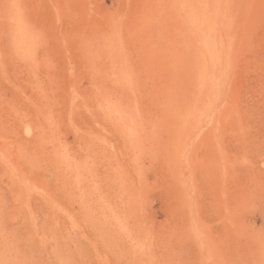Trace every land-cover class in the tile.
<instances>
[{
	"label": "rangeland",
	"instance_id": "obj_1",
	"mask_svg": "<svg viewBox=\"0 0 264 264\" xmlns=\"http://www.w3.org/2000/svg\"><path fill=\"white\" fill-rule=\"evenodd\" d=\"M196 1L0 0V264H264V0L203 83Z\"/></svg>",
	"mask_w": 264,
	"mask_h": 264
},
{
	"label": "bare ground",
	"instance_id": "obj_2",
	"mask_svg": "<svg viewBox=\"0 0 264 264\" xmlns=\"http://www.w3.org/2000/svg\"><path fill=\"white\" fill-rule=\"evenodd\" d=\"M192 2H194V0H192ZM191 2V3H192ZM197 2V1H196ZM183 3V2H182ZM198 5H199V7H202V12H201V14H199L198 13V15H197V11L195 12V10H192L191 12H190V16H189V21H190V25L194 28V30L196 31H194L195 33H193L192 31L193 30H191L192 28H191V26H190V31H186L187 32V34L189 35L190 33L192 34H194L193 35V37L195 38V37H199L200 38V41L202 40V43L201 44H198V45H195V47L196 48H193V51H195L196 50V52H195V54H197V56H196V59H197V66L199 67V68H201V70H202V74L201 75H199V80L198 81H200V83H203V82H206V77H207V74H206V72H207V64L208 63H210L211 62V60H212V58H214V52H215V49H218L217 47H216V39H217V36L215 37L214 35H215V32H217L216 31V29H218V28H225L226 27V19H225V16H223V15H221V13H220V15L219 16H216L215 15V10H216V6L218 5L217 3H214V4H206V3H199V0H198ZM195 4V3H194ZM183 5V4H182ZM182 5H179V7L180 6H182ZM185 5H186V2H185ZM197 5V4H196ZM192 6V5H191ZM190 6V8L189 9H191L192 7ZM179 7H178V10H180L179 9ZM183 7V6H182ZM187 7H188V4H187ZM221 6H219V8H220ZM185 8V7H184ZM183 8V9H184ZM222 9H223V7H221ZM187 9V11H188V8H186ZM193 9V8H192ZM176 11H177V9H175ZM197 10H200V8H198L197 7ZM13 11V10H12ZM185 11V10H184ZM17 12V11H16ZM181 12V11H180ZM179 13V12H178ZM177 13V14H178ZM183 13V12H182ZM185 13V12H184ZM216 13H217V10H216ZM176 14V15H177ZM181 15V14H180ZM185 16V15H184ZM184 16H183V20H185L184 19ZM186 16L188 17V15L186 14ZM178 17V15L176 16V18ZM182 17V16H181ZM183 20H182V23H183ZM181 21V20H180ZM185 22V21H184ZM17 24V23H16ZM184 25V24H183ZM180 26H181V24H180ZM189 26V25H188ZM24 28V27H23ZM182 28H184V26L182 27ZM227 28H229V26L227 27ZM230 28H231V26H230ZM186 29V28H185ZM188 28H187V30H189ZM17 30V29H16ZM228 30V29H227ZM231 30V29H230ZM230 30H229V35L228 36H231L232 37V35H230L232 32H230ZM182 31V30H181ZM183 31H184V29H183ZM219 31H222V30H219ZM222 32H224V30L222 31ZM23 33V32H22ZM183 33V32H182ZM224 33H226V32H224ZM21 34V33H20ZM24 34V33H23ZM222 34V33H221ZM15 35V34H14ZM217 35V34H216ZM220 35V34H219ZM24 36V35H23ZM227 36V35H226ZM227 36V37H228ZM17 37V36H16ZM186 37V36H185ZM188 37V36H187ZM186 37V38H187ZM190 37V36H189ZM214 38H216V39H214ZM230 38V37H229ZM13 39H14V37H13ZM191 40H195V39H192V38H190ZM190 39H188V40H190ZM199 40V39H198ZM228 40V39H227ZM116 41V40H115ZM22 42V41H21ZM187 42V41H186ZM195 42V41H194ZM194 42H190L189 41V43H191L190 45H192ZM220 42H221V40H220ZM16 43V42H15ZM14 43V44H15ZM26 43V42H25ZM196 43V42H195ZM225 43H227V41L225 42ZM225 43H223L222 42V44L223 45H225ZM229 43H231V41H229ZM218 44V43H217ZM221 43H219V45H220ZM18 45H19V43H18ZM23 46V45H22ZM17 47V46H16ZM189 47V46H188ZM193 47H194V45H193ZM19 48V47H18ZM17 48V49H18ZM191 48V47H190ZM224 48L225 47H223V49L222 50H224ZM26 50V49H25ZM191 50H192V48H191ZM21 51V50H20ZM190 51V50H189ZM189 51L187 52L188 54H189ZM191 53V52H190ZM217 53V52H216ZM221 53V52H220ZM22 54V53H21ZM192 54V53H191ZM190 54V55H191ZM223 54V53H222ZM222 54H220L221 56H223ZM30 55V54H29ZM189 55V56H190ZM206 55H208V57H209V60H210V62L208 61V58H207V56ZM217 55H215V57H216ZM221 56H219V57H221ZM191 57L193 58V56L191 55ZM194 57H195V55H194ZM204 57H206V58H204ZM189 58V57H188ZM191 59V58H190ZM215 59V58H214ZM228 59H230V58H228ZM216 60V59H215ZM205 61H206V63H205ZM217 61V60H216ZM219 63H222V62H219ZM225 63H226V61H225ZM211 64V63H210ZM226 64H228V63H226ZM193 65H194V63H193ZM209 65V64H208ZM215 65V64H214ZM217 66V65H216ZM224 66V65H223ZM189 68V67H188ZM214 68V67H213ZM211 71H212V74H213V70H212V68H211ZM208 74L209 75H211L210 74V72H208ZM215 74V73H214ZM208 75V76H209ZM212 76V75H211ZM215 77V76H214ZM192 78V77H191ZM211 78V77H210ZM209 79V78H208ZM212 79H210V81H211ZM192 81H194V80H192ZM191 81V82H192ZM197 81V82H198ZM193 84L194 83H196L195 81L194 82H192ZM210 84V83H209ZM192 86V85H191ZM194 87V86H193ZM192 88V87H191ZM195 88V87H194ZM194 90V89H193ZM197 90H198V92H199V88H197ZM209 91H210V89H209ZM191 93V92H190ZM210 93V92H209ZM197 94V93H196ZM196 94H193V96H196ZM182 95V94H181ZM202 96L201 97H203V94H201ZM192 96V95H191ZM198 96V95H197ZM205 96V95H204ZM207 96H210V95H207ZM206 96V97H207ZM195 97H193V99H194ZM198 97H196V99H197ZM205 97H203V99H204ZM196 99H194V100H196ZM202 98L200 99L201 101L203 100ZM206 100L208 99V98H205ZM213 99V98H212ZM216 100V99H215ZM208 101V100H207ZM203 102V101H202ZM204 103H205V101H204ZM181 104V103H180ZM189 107H190V104H189ZM183 108V107H182ZM189 109V108H188ZM192 109H193V107H192ZM195 109V108H194ZM122 110V109H121ZM136 110V109H135ZM185 110V109H184ZM187 110V109H186ZM197 110L200 112L201 110H199L198 109V107H197ZM128 111V110H127ZM130 111V110H129ZM128 111V112H129ZM132 111V110H131ZM189 111V110H188ZM196 111V110H195ZM194 111V112H195ZM181 112V111H180ZM183 112V111H182ZM181 112V113H182ZM187 112V111H186ZM197 112V111H196ZM202 112H204L203 110H202ZM136 113V112H135ZM180 113V114H181ZM188 113H191L190 111L188 112ZM187 113V114H188ZM198 113V112H197ZM201 113V112H200ZM122 114V113H121ZM125 114H127L126 113V111H125ZM137 114V113H136ZM192 114V113H191ZM184 115H185V112H184ZM120 116V115H119ZM133 116V115H132ZM181 116H182V114H181ZM185 116H187L188 117V115H185ZM184 116V117H185ZM189 116H190V114H189ZM196 116V115H195ZM198 116V115H197ZM127 117H129V116H127ZM184 117L182 118V119H184ZM192 117V116H191ZM201 117V116H200ZM180 120H181V118H180ZM185 121H186V117H185V119H184ZM181 122H183L182 120H181ZM183 124H186L185 122L183 123ZM58 151V150H57ZM60 155H61V152H60ZM62 157V156H61ZM58 158V157H57ZM57 162H58V160H57ZM61 162H62V160H61Z\"/></svg>",
	"mask_w": 264,
	"mask_h": 264
}]
</instances>
